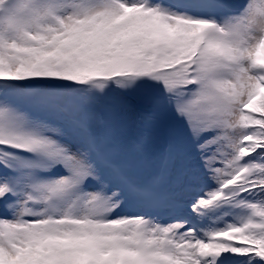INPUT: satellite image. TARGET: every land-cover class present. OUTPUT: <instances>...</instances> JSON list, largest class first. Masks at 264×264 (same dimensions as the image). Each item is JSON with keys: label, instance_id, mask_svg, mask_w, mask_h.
<instances>
[{"label": "snow or ice", "instance_id": "obj_1", "mask_svg": "<svg viewBox=\"0 0 264 264\" xmlns=\"http://www.w3.org/2000/svg\"><path fill=\"white\" fill-rule=\"evenodd\" d=\"M0 264H264V0H0Z\"/></svg>", "mask_w": 264, "mask_h": 264}, {"label": "trees", "instance_id": "obj_2", "mask_svg": "<svg viewBox=\"0 0 264 264\" xmlns=\"http://www.w3.org/2000/svg\"><path fill=\"white\" fill-rule=\"evenodd\" d=\"M166 130L172 134L173 138L180 135L178 124L168 114H161L156 122L148 127V132L143 138L140 136L135 123H132L126 129L124 133L125 140L129 143L138 142L140 145L138 154L144 174H148L151 166H153L160 147L161 133ZM182 163L183 161L178 159L176 161V166L179 167Z\"/></svg>", "mask_w": 264, "mask_h": 264}, {"label": "rangeland", "instance_id": "obj_3", "mask_svg": "<svg viewBox=\"0 0 264 264\" xmlns=\"http://www.w3.org/2000/svg\"><path fill=\"white\" fill-rule=\"evenodd\" d=\"M168 134L170 135V132H168ZM170 138V137H169Z\"/></svg>", "mask_w": 264, "mask_h": 264}]
</instances>
